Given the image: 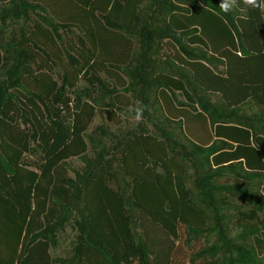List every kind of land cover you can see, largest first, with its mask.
Segmentation results:
<instances>
[{"label":"trees","instance_id":"16d2710c","mask_svg":"<svg viewBox=\"0 0 264 264\" xmlns=\"http://www.w3.org/2000/svg\"><path fill=\"white\" fill-rule=\"evenodd\" d=\"M219 3L0 0V264H264V9Z\"/></svg>","mask_w":264,"mask_h":264},{"label":"clouds","instance_id":"9594fccd","mask_svg":"<svg viewBox=\"0 0 264 264\" xmlns=\"http://www.w3.org/2000/svg\"><path fill=\"white\" fill-rule=\"evenodd\" d=\"M244 6L253 9H264V0H239ZM238 6V0H220L219 7L224 13L232 12L234 7ZM136 117L135 119L139 122L143 118V106L135 109Z\"/></svg>","mask_w":264,"mask_h":264},{"label":"rangeland","instance_id":"374dc122","mask_svg":"<svg viewBox=\"0 0 264 264\" xmlns=\"http://www.w3.org/2000/svg\"><path fill=\"white\" fill-rule=\"evenodd\" d=\"M98 122H99V118H96L94 124H96V123H98Z\"/></svg>","mask_w":264,"mask_h":264}]
</instances>
